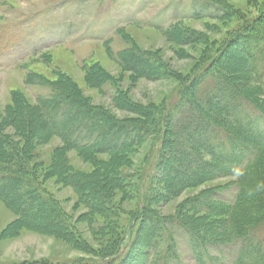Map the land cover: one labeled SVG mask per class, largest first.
Returning <instances> with one entry per match:
<instances>
[{"label": "trees", "instance_id": "16d2710c", "mask_svg": "<svg viewBox=\"0 0 264 264\" xmlns=\"http://www.w3.org/2000/svg\"><path fill=\"white\" fill-rule=\"evenodd\" d=\"M194 4L192 19L231 26L206 44L199 68L177 76L175 90L160 105L131 104L115 88L114 105L133 115L120 120L92 106L67 77L53 83L36 76L28 79V84L48 89L34 105L20 94L12 97V106L0 118V202L17 216L15 225L56 237L95 259H111L106 264H180L182 241L193 264H264V187L257 190L264 186V0H253L242 10L220 0ZM179 24L155 28L170 32L172 44L202 41V35L194 36ZM233 56L239 63L236 69L227 66ZM158 59L133 45L117 55L120 68L135 80L169 77ZM85 80L93 89L114 86V79L95 66ZM6 128L20 141L7 136ZM52 138L61 142L55 158L63 166L57 167L60 170L70 151L120 158L148 144L155 157L140 190L145 203L132 209L116 237L98 249L80 238L38 178L32 151ZM111 173L88 179L74 175L70 182L98 216L112 206L105 205V183L119 191L127 178L137 191L132 177ZM226 178H235L234 184L185 200L173 216L154 215L150 208L154 199L170 201ZM159 183L163 188L156 186ZM231 187L230 199L219 198Z\"/></svg>", "mask_w": 264, "mask_h": 264}, {"label": "rangeland", "instance_id": "374dc122", "mask_svg": "<svg viewBox=\"0 0 264 264\" xmlns=\"http://www.w3.org/2000/svg\"><path fill=\"white\" fill-rule=\"evenodd\" d=\"M220 1L242 10L253 0ZM194 7V0H0V118L12 106L14 95L20 94L34 105L38 96L48 92L43 86L27 83L35 76L50 83L67 77L92 106L104 108L120 120L133 118V115L114 105L115 88L131 104L160 105L175 90L177 76L199 68L206 44L222 37L231 26L192 19ZM177 23L194 36L202 35V41L184 46L172 44L167 38L170 32L155 28L164 29ZM132 45L141 52L157 56L169 77L158 81L135 80L130 73L124 72L117 62V55ZM238 65L234 56L229 57L228 67L236 69ZM94 66L114 79L113 87L111 84L101 90L88 87L85 75ZM5 133L13 141H20L12 129L6 128ZM60 147L61 142L57 138L34 147L32 158L37 166L38 178L48 195L71 219L80 238L94 250L98 249L111 236L116 237L132 209L139 203H145L140 190L144 189V177L153 170L151 164L155 157L150 154L148 144L120 158L70 151L63 160L64 169L60 170L57 167L63 166L60 160H55ZM145 170L142 179L135 182ZM111 172L132 177L137 191L131 188L134 185L127 178L126 186H120L119 191L105 183L106 188L101 190L106 196L105 205L112 206L106 209L107 214L98 216L80 200L70 182H74V175L88 179ZM47 173L55 177H48ZM62 173L66 177L62 178ZM234 182L235 178L216 180L186 190L170 201L154 199L149 205L154 215L173 216L185 200L197 197L208 189L221 190ZM156 186L163 188L160 183ZM233 195L234 188L231 187L219 198L227 200ZM16 220L17 216L0 202V264L45 261L70 264L76 260L80 261L79 264H106L111 260L95 259L56 237L21 228L15 225ZM184 242L179 247V262L193 264L185 253Z\"/></svg>", "mask_w": 264, "mask_h": 264}, {"label": "clouds", "instance_id": "9594fccd", "mask_svg": "<svg viewBox=\"0 0 264 264\" xmlns=\"http://www.w3.org/2000/svg\"><path fill=\"white\" fill-rule=\"evenodd\" d=\"M261 187H264V186H258V189L257 190L259 191Z\"/></svg>", "mask_w": 264, "mask_h": 264}, {"label": "bare ground", "instance_id": "6f19581e", "mask_svg": "<svg viewBox=\"0 0 264 264\" xmlns=\"http://www.w3.org/2000/svg\"><path fill=\"white\" fill-rule=\"evenodd\" d=\"M43 164H45V163H43Z\"/></svg>", "mask_w": 264, "mask_h": 264}]
</instances>
